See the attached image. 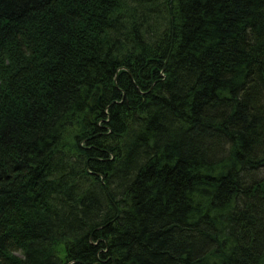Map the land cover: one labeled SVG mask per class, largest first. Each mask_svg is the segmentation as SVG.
I'll use <instances>...</instances> for the list:
<instances>
[{"label":"trees","instance_id":"obj_1","mask_svg":"<svg viewBox=\"0 0 264 264\" xmlns=\"http://www.w3.org/2000/svg\"><path fill=\"white\" fill-rule=\"evenodd\" d=\"M0 264H264V0H0Z\"/></svg>","mask_w":264,"mask_h":264}]
</instances>
